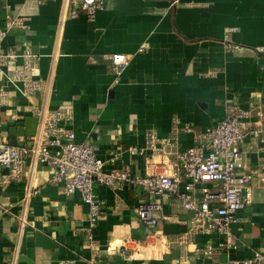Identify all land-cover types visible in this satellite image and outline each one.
<instances>
[{
    "label": "crops",
    "instance_id": "crops-1",
    "mask_svg": "<svg viewBox=\"0 0 264 264\" xmlns=\"http://www.w3.org/2000/svg\"><path fill=\"white\" fill-rule=\"evenodd\" d=\"M64 8L65 0H0L1 53L31 55L38 85L24 94L21 57L0 66V144L29 146L37 114L63 112L61 126L93 149L105 172L145 177L243 112L239 149L256 172L252 203L238 212L227 248L215 234L187 241L192 214L175 197L156 198L161 210L148 226L134 209L154 199L137 187L96 185L101 214L90 228L79 195L65 196L49 168L26 163L13 177L0 166V264H227L264 254V140L252 133L264 112V0H103L92 21L64 17ZM114 54L128 58L119 74ZM150 134L167 140L158 156L127 152ZM28 189L36 193L25 205Z\"/></svg>",
    "mask_w": 264,
    "mask_h": 264
},
{
    "label": "built area",
    "instance_id": "built-area-1",
    "mask_svg": "<svg viewBox=\"0 0 264 264\" xmlns=\"http://www.w3.org/2000/svg\"><path fill=\"white\" fill-rule=\"evenodd\" d=\"M102 9L103 0H65L62 15L70 19L83 16L92 21ZM6 34L7 27L0 25V66L8 60L16 61L21 57L28 72L21 79L24 94H31L38 88L31 79L33 58L27 53L21 56L3 55L1 49ZM110 60L116 74L128 63V58L123 54H114ZM5 95L0 88V107ZM37 117L38 131L35 136L28 138L29 146L16 148L0 144V166L6 168L11 176H19L26 163L31 167L40 164L49 168L52 172L51 182L60 185L65 196L79 195L87 207L90 228L95 226L101 214V206L94 191L96 185L114 191L137 187L143 196L154 199L152 202H142L134 209L139 221L148 226L156 225L154 214L161 210L156 198L162 195L175 197L182 209L192 214L186 233L187 241L194 235L215 234L224 240L221 247L232 246L233 228L238 223L237 214L252 203L256 175V172L246 170L239 149L247 134L243 123L246 113L226 116L206 128L196 137L194 145L179 151L173 160L165 161L158 171L145 177L133 176L122 170L105 172L104 163L95 156L93 149L77 143L74 133L61 126L69 118L67 114L39 113ZM252 133L264 140V112L259 114L257 128ZM166 144V139L150 134L143 148L130 147L127 152L131 156L147 152L152 159L159 155ZM181 180L184 182L183 189H180ZM259 181L264 183V177H260ZM35 193V190H27L25 205ZM19 223L21 227L25 223L24 214L20 216ZM213 252L214 249L209 246L203 250L206 256ZM227 264H264V254L254 252L249 259L233 260Z\"/></svg>",
    "mask_w": 264,
    "mask_h": 264
}]
</instances>
